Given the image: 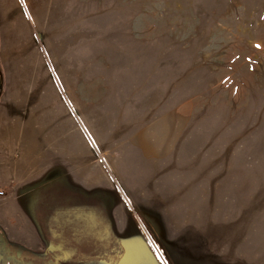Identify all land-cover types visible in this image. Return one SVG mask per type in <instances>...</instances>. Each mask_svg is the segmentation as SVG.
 <instances>
[{
    "label": "rangeland",
    "instance_id": "obj_1",
    "mask_svg": "<svg viewBox=\"0 0 264 264\" xmlns=\"http://www.w3.org/2000/svg\"><path fill=\"white\" fill-rule=\"evenodd\" d=\"M0 194L16 264H264V0H0Z\"/></svg>",
    "mask_w": 264,
    "mask_h": 264
},
{
    "label": "crops",
    "instance_id": "obj_2",
    "mask_svg": "<svg viewBox=\"0 0 264 264\" xmlns=\"http://www.w3.org/2000/svg\"><path fill=\"white\" fill-rule=\"evenodd\" d=\"M22 184L23 186H27L28 180H24ZM25 199L18 201L17 203H12L10 206L11 211H8V214L6 213L3 217H7L8 219L11 217L12 225H14L20 233V239H18L17 237H14L11 230L14 244L17 245L18 248H27L28 250L35 252L40 250L41 246L45 248L47 247V239L44 237L42 228L37 225L32 215L30 200Z\"/></svg>",
    "mask_w": 264,
    "mask_h": 264
},
{
    "label": "flooded vegetation",
    "instance_id": "obj_3",
    "mask_svg": "<svg viewBox=\"0 0 264 264\" xmlns=\"http://www.w3.org/2000/svg\"><path fill=\"white\" fill-rule=\"evenodd\" d=\"M10 244L4 238V235L0 231V264H16L18 259L21 257L20 251H15ZM15 253H14V251ZM17 258V259H16ZM45 264V262H41Z\"/></svg>",
    "mask_w": 264,
    "mask_h": 264
},
{
    "label": "built area",
    "instance_id": "obj_4",
    "mask_svg": "<svg viewBox=\"0 0 264 264\" xmlns=\"http://www.w3.org/2000/svg\"><path fill=\"white\" fill-rule=\"evenodd\" d=\"M0 196H1V194H0Z\"/></svg>",
    "mask_w": 264,
    "mask_h": 264
}]
</instances>
